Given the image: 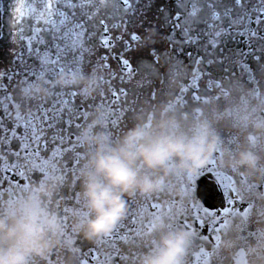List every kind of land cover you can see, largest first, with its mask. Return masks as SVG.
<instances>
[{
    "label": "flooded vegetation",
    "instance_id": "1",
    "mask_svg": "<svg viewBox=\"0 0 264 264\" xmlns=\"http://www.w3.org/2000/svg\"><path fill=\"white\" fill-rule=\"evenodd\" d=\"M192 2L129 0L124 7L122 0H104L103 4L95 0L91 7L73 9L74 17L70 13L64 25L57 21L53 30L43 21L21 20L14 10L17 0H0V124L8 129L5 133L0 127V217L15 215L28 202L52 221L45 233L47 251L30 255L27 264H82L85 259L90 264H111L110 234L121 223V235L130 228H136L137 235L117 242L121 259L117 257L116 264H139L158 239L161 224L190 232L185 264H264V24L254 23L256 10L264 4L245 0V6L237 8L234 0H199L203 11L197 10L193 17L189 15ZM208 3L223 19L222 25L215 22L217 27L227 29L218 38L215 29L208 27L212 23ZM226 9H232L231 16ZM86 13L95 14L88 19ZM100 20L105 21L107 32ZM33 25L47 31L40 33L43 44L33 38L30 52L22 37L32 35ZM253 29L258 35L251 38ZM104 36L109 38L108 47L102 43ZM45 49L51 50L53 59L59 49L61 63L78 61L80 67L70 64L72 68L59 71L57 66L52 74L32 75L43 70L37 50L43 54ZM121 56L129 60L131 72L122 67ZM242 65L250 67L249 75ZM61 73L82 75L92 82L56 85ZM38 79L45 81V96L21 93ZM71 90L83 97H69L71 103L62 119L49 120L55 123L49 129L43 123L44 111L52 116L50 109L60 107L57 93ZM113 91L119 96L114 107L126 110L124 125L118 129L110 127L109 109L100 103L102 96L108 102L115 100ZM30 120L43 129L39 158L43 167L35 160L26 161L21 147L19 137L31 136ZM14 124L20 125L15 137ZM133 129L186 137L203 129L215 141V148L194 172L180 168L176 157L167 168H146L137 161L142 174L156 181L155 189L122 194L124 214L114 228L101 237L85 238L83 225L92 212L83 188L93 173L91 161L98 138L103 136L107 147L116 148ZM54 133L63 135V147L73 143L76 150L53 155ZM55 139L58 144L59 136ZM242 152L250 153L254 163L238 164ZM13 164L19 165V174L11 170ZM5 168L10 170L5 172ZM94 178L104 182L99 174ZM224 198L230 204L222 211ZM129 204L131 212L144 206L136 224L127 217ZM210 205L220 214L207 212ZM94 255L99 257L96 262L91 260Z\"/></svg>",
    "mask_w": 264,
    "mask_h": 264
},
{
    "label": "clouds",
    "instance_id": "2",
    "mask_svg": "<svg viewBox=\"0 0 264 264\" xmlns=\"http://www.w3.org/2000/svg\"><path fill=\"white\" fill-rule=\"evenodd\" d=\"M91 83L84 76L68 77L61 73L55 84ZM24 95L47 94L45 81L38 79L21 89ZM98 149L92 158L93 173L86 180L83 194L92 216L83 225L85 238L92 239L108 234L124 214L122 194L138 190L149 192L157 186L156 181L142 174L137 161L146 168L164 167L176 157L179 167L194 172L206 154L215 148L203 129L191 136H175L166 133L151 135L133 129L125 135L119 147L109 148L103 136L98 138ZM236 162L241 165L254 163L250 153H239ZM99 174L104 182L94 177ZM52 227L43 213L32 203L21 204L15 215L0 217V264H27L32 254L43 255L49 241L45 233ZM160 235L153 246L145 252L139 264H185V254L191 242V234L183 228L168 229L158 225Z\"/></svg>",
    "mask_w": 264,
    "mask_h": 264
},
{
    "label": "snow or ice",
    "instance_id": "3",
    "mask_svg": "<svg viewBox=\"0 0 264 264\" xmlns=\"http://www.w3.org/2000/svg\"><path fill=\"white\" fill-rule=\"evenodd\" d=\"M99 2L100 4H103L104 0H99ZM94 3H95V0H83L82 3L74 2V0H17V4L14 10L17 13V15L21 18V20H24V18L27 17L30 20L34 19L37 22V24H39L40 21H43L44 24L46 25L51 24L54 30L57 24V21H59L60 24L64 25L69 22L68 17L70 13L74 17V12H72L73 9L77 7H81V8L91 7ZM234 3L237 8H243L245 6V0H234ZM261 3L264 4V0H261ZM122 4L124 7H128L129 0H122ZM207 7L210 9V20L212 21V23L208 24V27L211 29H215L214 37L218 38L223 33H225L227 29L223 27H219V28L217 27V24L215 22L219 21L220 24L222 25L223 19L220 13L214 8V6L211 3H208ZM197 10L203 11V5L199 4V0H193L192 11L189 13V15L195 17L197 14ZM256 12L257 14L255 16L254 23L257 25L264 24V7L257 9ZM225 13L226 15L231 16L232 9H226ZM94 14L95 13H92L89 15L86 13V15H88V19H91L92 15ZM179 15L180 14L177 13V18H179ZM239 19H243V17H239ZM99 23L101 25H104V31L107 32L108 28L105 25V21L100 20ZM233 23H234V20L230 19L229 27H232ZM176 26L179 27L180 25L177 24ZM76 27L82 29L83 25L77 24ZM31 31H32L31 36L22 37L23 39L27 40V47L30 52L32 51V48H33V38H35L37 43L43 44L44 39L40 35V33L42 31H47V29H41L40 27L33 25L31 27ZM21 32H23V29H21ZM257 35H258V32L255 29L250 31L251 38L257 37ZM246 38H249V37L246 36ZM132 39L133 40L137 39L136 34L132 35ZM102 43L104 44L105 47H108L110 43L109 38L107 36H104ZM210 43H212V47L216 46L214 41H210ZM53 47H56V46L54 45ZM37 57L41 61V68L43 70H40L37 73H32V75H35V76H45L46 74H52L56 71L57 66H59V71L63 70L65 67L72 68L71 66H69L70 64H75L76 67H80L78 61H72V62L66 61L64 63H61V55H60L59 49H57L55 59L52 58V52L50 49H45L43 54L39 50H37ZM256 59L259 60V57H257ZM121 65L123 68L131 72L130 62L128 59L123 58V56H121ZM104 66L108 67L107 64H105ZM242 68L244 69L245 75L250 74L251 69L248 65H242ZM2 75L3 74L0 73V76ZM11 78L12 77L9 76V79ZM205 87H207V85H205ZM198 89H199V86L197 87V90ZM120 93L124 94L125 96L127 95L124 89H120ZM57 95L60 97V100L58 101V103L60 104V107L57 108L53 106L50 109V111L52 112V116L48 115L49 110H45L43 113V123H46L49 129H52L55 127V123H47L49 120H52L55 122L58 119H62L65 108L71 103V100L69 99V97L74 99L77 96H82V94L78 90H71L67 93L60 92V93H57ZM152 95H154V93ZM111 96L115 97V100L108 102L102 96L100 103H103L109 109L108 120L110 123V127H112L113 129H118L120 128L121 124H123V116L126 114V110L122 107H119V108L114 107V105L118 103L119 101V96L115 91L111 93ZM4 108H5V111H7L6 105L4 106ZM35 119L38 120L39 118L36 117ZM68 122L69 123L71 122V117H69ZM28 124L31 125V136L29 137L27 133H25V135L19 137L22 141L21 147L23 150H25V153H26L25 160L26 161L35 160L39 166L43 167L44 163L39 159L42 156L40 149H41V140L43 139V129H38L31 120L28 122ZM78 125L79 124H77L76 126ZM19 126H20L19 124L13 125V128L11 129L13 137L17 135L16 129ZM0 127L3 128L5 133L8 132V129L4 127L2 124H0ZM57 135L59 136V141H60L58 144L56 143V139H55ZM53 144L55 145L52 148L53 155L60 154L61 156H63L64 154H67L68 152H74L76 150V145L73 143H71L70 147L68 148L63 147L62 145L64 144V137L63 135L59 133H54ZM43 147L45 150H47L48 148L47 140H44ZM3 170L7 172L10 169L5 168ZM11 170H17L19 174V165L18 164L11 165ZM229 204L230 202L224 198L221 204L222 211L228 208L227 205ZM151 206L155 207V205H151ZM143 207H144L143 205H139L135 212H131L130 204H129V210L127 213V217L131 218L132 224H136L138 222L142 214ZM214 208H215L214 205H210L206 207L205 209L207 212H211V213H215L216 215H219L220 212L214 211ZM199 219L201 223L204 222L202 218H199ZM121 232H122V223L117 225L116 228H114L112 233L110 234V237L112 238V244H111L112 250L109 253L108 258L111 264H116L117 257L121 259L119 248L116 246L117 242L121 240H127L129 238H135V236L137 235L136 228H130L128 232L124 233L123 235H121ZM91 251L92 250L90 249L89 252ZM85 255L87 256L88 253H86ZM91 260L95 262L98 261L99 260L98 255L92 256ZM82 264H90V261L85 259L82 261Z\"/></svg>",
    "mask_w": 264,
    "mask_h": 264
}]
</instances>
